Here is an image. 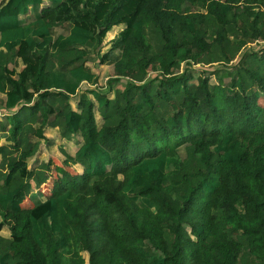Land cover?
Here are the masks:
<instances>
[{
  "label": "trees",
  "instance_id": "16d2710c",
  "mask_svg": "<svg viewBox=\"0 0 264 264\" xmlns=\"http://www.w3.org/2000/svg\"><path fill=\"white\" fill-rule=\"evenodd\" d=\"M258 42L264 0H0V264H264Z\"/></svg>",
  "mask_w": 264,
  "mask_h": 264
},
{
  "label": "rangeland",
  "instance_id": "374dc122",
  "mask_svg": "<svg viewBox=\"0 0 264 264\" xmlns=\"http://www.w3.org/2000/svg\"><path fill=\"white\" fill-rule=\"evenodd\" d=\"M29 19H32L31 13L29 14V18L22 17L21 21L23 22V21H27ZM122 28H123V26L114 27L106 35V38L103 40V42L101 44L97 45L93 50L87 51V54L90 57V59H88L87 66L90 68V70L97 77L95 87L99 90H104L106 83H107V80L109 78L114 77L113 68L108 67L107 65H100L99 58L101 57L102 53L106 52L109 49L110 43L114 40V38L117 37V35L120 33ZM59 33H62L61 29H57L54 32V34H59ZM247 47H249L251 49H258V48L264 47V43H262V42L253 43V44H249ZM20 66H21V64L18 63V69H20ZM217 68H219V67L218 66H212V67L195 66L194 72L197 75V73L200 70L210 71V70H214ZM153 75H155V72L151 71L149 76L152 77ZM211 81L213 82L214 80H211ZM116 87L118 89L122 88L120 83H118V85ZM92 88L84 83L80 86V91L82 92V91H86V90H89ZM3 102H4V96L1 95L0 96V120L3 119L5 114H6V111L3 107ZM72 106L75 107V103H72ZM96 120H97V124L99 125L100 120H99L98 116H96ZM45 137H46L47 141H44L43 143L41 142L40 145H38L37 153L35 154V156L32 159L29 160L28 164L30 167L34 164V162L37 161L38 156L40 155V156L45 157L44 158L45 160H48L51 157L52 159L57 161V163L63 164L65 166V168H67L70 172H76L80 175L83 174L82 169L79 166L67 161L64 154H63V151H66L70 155H73V153L79 147L80 142H81L79 136H74L70 140H64V139L60 138L57 129L49 128L48 134ZM183 154H184V151L182 150L180 152V155H183ZM33 195H35V196L37 195L38 198H40V200L44 199L43 195L39 191L34 190ZM186 229H187V231L189 230L188 228H186ZM1 235L5 236V237L9 236V232H8L7 228H4L2 230ZM81 262H82V264H88V256L86 253L82 254Z\"/></svg>",
  "mask_w": 264,
  "mask_h": 264
},
{
  "label": "crops",
  "instance_id": "0c3cea01",
  "mask_svg": "<svg viewBox=\"0 0 264 264\" xmlns=\"http://www.w3.org/2000/svg\"><path fill=\"white\" fill-rule=\"evenodd\" d=\"M53 129H57V128H53ZM48 130H49V128H47V129L45 130V136L48 134ZM57 131H58V129H57ZM58 133H59V131H58ZM42 143H43V142H42ZM44 158H45V157L40 156V159H41V160L47 161V160H45Z\"/></svg>",
  "mask_w": 264,
  "mask_h": 264
}]
</instances>
